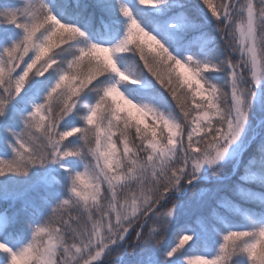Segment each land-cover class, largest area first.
I'll use <instances>...</instances> for the list:
<instances>
[{
	"label": "snow or ice",
	"instance_id": "obj_1",
	"mask_svg": "<svg viewBox=\"0 0 264 264\" xmlns=\"http://www.w3.org/2000/svg\"><path fill=\"white\" fill-rule=\"evenodd\" d=\"M0 202V264H264V0H0Z\"/></svg>",
	"mask_w": 264,
	"mask_h": 264
},
{
	"label": "trees",
	"instance_id": "obj_2",
	"mask_svg": "<svg viewBox=\"0 0 264 264\" xmlns=\"http://www.w3.org/2000/svg\"><path fill=\"white\" fill-rule=\"evenodd\" d=\"M184 2H186V3H188V4H191V5H195V4H198L199 2H200V0H184ZM208 31L211 33V34H213V35H215L216 33H215V26L214 25H209L208 26ZM256 145L254 144L253 145V148L250 150V153L249 154H252L254 151H255V149H256ZM248 157L246 156L245 157V159H247ZM256 170H259V165L257 164V166H256ZM228 171V168L226 167L225 169H223V170H221V174H224L225 172H227ZM200 186H204L203 185V183L200 185ZM257 190H259V189H257ZM5 207H7V205L6 204H4L3 202H0V210H3V208H5ZM192 211L193 212H204V213H210V211H211V209H207V208H205V209H198V208H193L192 209ZM132 257H131V255L129 256V259H131ZM112 264H115V262H114V260L112 261Z\"/></svg>",
	"mask_w": 264,
	"mask_h": 264
}]
</instances>
